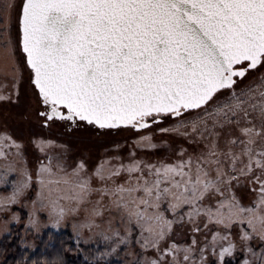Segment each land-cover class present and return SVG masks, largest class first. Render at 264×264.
I'll return each mask as SVG.
<instances>
[{
  "label": "snow or ice",
  "instance_id": "obj_1",
  "mask_svg": "<svg viewBox=\"0 0 264 264\" xmlns=\"http://www.w3.org/2000/svg\"><path fill=\"white\" fill-rule=\"evenodd\" d=\"M0 264H264V0H0Z\"/></svg>",
  "mask_w": 264,
  "mask_h": 264
},
{
  "label": "trees",
  "instance_id": "obj_2",
  "mask_svg": "<svg viewBox=\"0 0 264 264\" xmlns=\"http://www.w3.org/2000/svg\"><path fill=\"white\" fill-rule=\"evenodd\" d=\"M48 231L52 232V241L53 243L56 244L57 247L60 246V240L67 238V233L69 230H61L60 232H55V230H47L46 233ZM44 240L48 239L47 234L44 235L43 237ZM37 243L39 244V241H37ZM42 247V246H41ZM15 253H8V255L11 257L12 255H14ZM66 258L71 262V261H77V257L75 256V254L73 253H67L66 254Z\"/></svg>",
  "mask_w": 264,
  "mask_h": 264
},
{
  "label": "rangeland",
  "instance_id": "obj_3",
  "mask_svg": "<svg viewBox=\"0 0 264 264\" xmlns=\"http://www.w3.org/2000/svg\"><path fill=\"white\" fill-rule=\"evenodd\" d=\"M62 230H64V229H62ZM47 231V230H46Z\"/></svg>",
  "mask_w": 264,
  "mask_h": 264
}]
</instances>
